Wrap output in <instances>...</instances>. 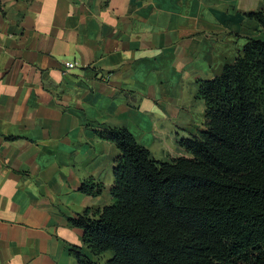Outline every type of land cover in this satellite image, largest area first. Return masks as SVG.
<instances>
[{
    "label": "crops",
    "instance_id": "0c3cea01",
    "mask_svg": "<svg viewBox=\"0 0 264 264\" xmlns=\"http://www.w3.org/2000/svg\"><path fill=\"white\" fill-rule=\"evenodd\" d=\"M264 0H0V264H78L71 220L112 203L124 128L156 161L203 130L201 82L264 30ZM66 63L74 67L66 69ZM100 184L99 195L81 192Z\"/></svg>",
    "mask_w": 264,
    "mask_h": 264
},
{
    "label": "trees",
    "instance_id": "16d2710c",
    "mask_svg": "<svg viewBox=\"0 0 264 264\" xmlns=\"http://www.w3.org/2000/svg\"><path fill=\"white\" fill-rule=\"evenodd\" d=\"M246 17L264 30V10ZM197 97L203 130L178 142L187 156L156 161L124 128L95 131L120 154L112 203L70 221L87 250H71L78 264H264V40L249 39Z\"/></svg>",
    "mask_w": 264,
    "mask_h": 264
},
{
    "label": "built area",
    "instance_id": "2783aa9c",
    "mask_svg": "<svg viewBox=\"0 0 264 264\" xmlns=\"http://www.w3.org/2000/svg\"><path fill=\"white\" fill-rule=\"evenodd\" d=\"M64 67L68 70V69L73 68V67H74V64H73V63H66V64L64 65Z\"/></svg>",
    "mask_w": 264,
    "mask_h": 264
},
{
    "label": "rangeland",
    "instance_id": "374dc122",
    "mask_svg": "<svg viewBox=\"0 0 264 264\" xmlns=\"http://www.w3.org/2000/svg\"><path fill=\"white\" fill-rule=\"evenodd\" d=\"M108 256H110L109 254H107Z\"/></svg>",
    "mask_w": 264,
    "mask_h": 264
}]
</instances>
